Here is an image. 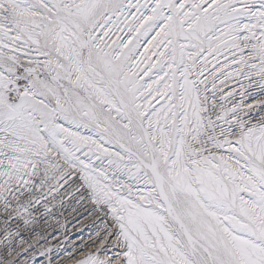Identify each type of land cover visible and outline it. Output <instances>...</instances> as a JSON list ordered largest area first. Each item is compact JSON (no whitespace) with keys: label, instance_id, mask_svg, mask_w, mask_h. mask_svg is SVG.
<instances>
[{"label":"rangeland","instance_id":"1","mask_svg":"<svg viewBox=\"0 0 264 264\" xmlns=\"http://www.w3.org/2000/svg\"><path fill=\"white\" fill-rule=\"evenodd\" d=\"M3 225L0 264H264V0H0Z\"/></svg>","mask_w":264,"mask_h":264},{"label":"bare ground","instance_id":"2","mask_svg":"<svg viewBox=\"0 0 264 264\" xmlns=\"http://www.w3.org/2000/svg\"><path fill=\"white\" fill-rule=\"evenodd\" d=\"M183 80L185 81V82H189V80H190V78L188 77V75L187 76H185L184 78H183ZM263 87V86H262ZM33 107L35 106V105H32ZM43 201V200H42ZM42 201H41V199H36L32 204H34L33 206L35 207V211H37V209L39 208H41V207H43V205L44 204H42L40 207H39V205L42 203ZM34 207H33V209H34ZM38 209V210H39ZM40 213V211H37L36 212V214H39ZM42 214H39L38 215V217H40ZM12 219V217H10L9 216V219ZM11 219H10V221H11ZM15 219H17V217H15ZM64 222L65 221H62L61 223H60V226H63V229H65L66 230V226H65V224H64ZM13 224H16V226L17 227H19V225H17V222H14ZM38 224H35V225H33V226H28V224H25V222H24V225H23V227H22V230L23 231H29V232H33V231H35V229H38V228H36V226H37ZM13 226V225H12ZM16 226H14V227H16ZM59 226V227H60ZM11 226L9 225V226H6V225H3L2 227H1V229L3 230V231H5V235L3 236V237H0V242H1V240H3V238L5 237V236H7L6 237V239H8L9 241H10V239H12L9 235H13L14 234V232L13 233H10L13 229H15V228H10ZM21 228H19V230H20ZM1 230V231H2ZM0 231V232H1ZM69 232H71V231H69ZM28 233V232H27ZM115 234V236H117L118 235V232L117 233H114ZM15 239V238H14ZM13 239V241L12 242H14V243H18L19 244V242H21V239L20 240H14ZM17 239V238H16ZM3 242V241H2ZM11 242V243H12ZM7 243V242H6ZM0 246H1V244H0ZM1 248V247H0ZM63 253H65V251H63V249L62 248H60V250L59 251H57L56 252V254L54 255V257L52 258L53 260L51 261L48 257L45 259V262H46V264H47V262H48V264H51L50 263V261L51 262H54L53 264H58L60 261H62V260H64V256H61V255H63ZM58 258V260H56V261H54L55 259H57ZM64 261H66V260H64ZM32 264H36L35 262H33Z\"/></svg>","mask_w":264,"mask_h":264}]
</instances>
